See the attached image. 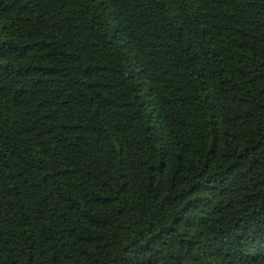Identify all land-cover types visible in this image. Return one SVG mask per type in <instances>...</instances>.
<instances>
[{
	"label": "trees",
	"instance_id": "trees-1",
	"mask_svg": "<svg viewBox=\"0 0 264 264\" xmlns=\"http://www.w3.org/2000/svg\"><path fill=\"white\" fill-rule=\"evenodd\" d=\"M0 264H264V0H0Z\"/></svg>",
	"mask_w": 264,
	"mask_h": 264
}]
</instances>
